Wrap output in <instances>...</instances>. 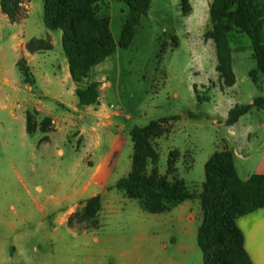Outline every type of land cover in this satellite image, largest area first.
Returning a JSON list of instances; mask_svg holds the SVG:
<instances>
[{
	"label": "rangeland",
	"instance_id": "obj_1",
	"mask_svg": "<svg viewBox=\"0 0 264 264\" xmlns=\"http://www.w3.org/2000/svg\"><path fill=\"white\" fill-rule=\"evenodd\" d=\"M210 3L188 0L190 10L185 14L180 0H151L127 49L117 46L127 6L119 0L98 3L96 14L108 16L117 47L81 86L97 82L100 104L71 112L66 132L50 142L38 130L26 133L25 113L34 111V100L58 113L67 111L51 96L43 97L39 83L28 89L16 63L23 58L21 44L33 38L50 39L53 45L31 60L34 70L66 63L61 32L44 27L43 0H22L17 23L0 21V264H203L196 241L201 220L198 199L182 212L193 216L188 221L178 218L174 208L149 214L114 185L131 168L130 131L165 120L164 134L152 142L159 156L157 171L166 174L169 153L177 152L175 169L168 177L183 180L198 194L208 157L233 149L223 142L233 139L226 109L264 98V75L257 72V83L249 75L256 69L250 40L235 33L229 37L235 85L221 92L227 88L220 86L214 45L208 37ZM81 114L84 118L79 120ZM43 118L37 115L35 120L40 123ZM77 125L96 143L92 165L75 148L83 143L76 137ZM238 126L250 128L254 145L264 141V109H252ZM101 159L100 171L90 180ZM257 161L255 154L246 160L236 158L238 177L243 180L252 174ZM151 169L149 165L147 172ZM106 186L110 188L102 197L98 228L71 218L85 199Z\"/></svg>",
	"mask_w": 264,
	"mask_h": 264
},
{
	"label": "trees",
	"instance_id": "obj_2",
	"mask_svg": "<svg viewBox=\"0 0 264 264\" xmlns=\"http://www.w3.org/2000/svg\"><path fill=\"white\" fill-rule=\"evenodd\" d=\"M103 0H43V25L47 30L61 32V47L65 55L70 78L76 89L78 108L98 105V83L81 86L92 69L113 55L116 47L127 49L136 34L141 17L149 11L151 0H119L128 8L121 38L116 46L109 28L107 15L98 16L95 6ZM22 0H0V11L10 23H17ZM183 13L189 12L188 0H180ZM211 30L208 37L215 50V71L221 88L235 84L229 37L232 33L248 37L256 69L249 72L257 83V72L264 75V0H211L209 6ZM28 53H41L52 49L47 39L33 38L25 44ZM25 85L34 80L25 60L16 63ZM264 98L246 105H235L227 112V125L252 109H262ZM38 113H25V131L33 134L49 132L51 120L44 117L37 123ZM165 120H154L144 127H134L129 135L132 143L129 173L115 182L114 188L127 198L138 200L149 214L169 212L185 201L199 200L201 220L197 228V245L203 264H252L244 248V238L236 219L264 209V174L253 173L241 180L234 167L230 151H215L204 164V180L198 194L191 192L183 180L168 174L175 169L177 152H170L167 173L160 175L156 164L159 156L152 142L165 132ZM152 169L147 172V167ZM101 211L100 195L85 199L72 219L88 222L98 228Z\"/></svg>",
	"mask_w": 264,
	"mask_h": 264
},
{
	"label": "crops",
	"instance_id": "obj_3",
	"mask_svg": "<svg viewBox=\"0 0 264 264\" xmlns=\"http://www.w3.org/2000/svg\"><path fill=\"white\" fill-rule=\"evenodd\" d=\"M0 21L2 23H10L8 18L4 14H2V12L0 13ZM12 36L13 38H15V35ZM26 43L27 42H23L20 47H21L22 57L25 59L26 65L29 68L30 73L32 74L34 84L32 86L30 85H25V86L28 89L32 90L36 88L37 83H39L42 87L41 92L43 93V95H45L43 97H46V95L51 96V98L56 101L58 106H61L63 109L67 111L66 113L63 114L58 113L57 111L55 110L53 111L51 108L45 106L40 100L33 101L32 108L38 113V115H42L43 117H47L51 120L52 130L46 133L47 141L50 142L55 137H59V135H62L66 132V129L68 128V125L72 118L71 112L73 113L79 111V108L77 106V99L74 95L76 84H74L70 78L67 62L66 63L61 62L56 66H53L51 70H43V71L34 70V67L30 62L31 60H34V57L37 53L31 54L26 52V50L24 49ZM52 49H53V45H52ZM230 88L224 89L221 92L226 93V91L229 90ZM97 90L99 92V86L97 87ZM99 104L100 102L98 97V105ZM91 107L93 106L83 107V108L90 109ZM229 109H231V107H228L226 109L225 117H227V112L229 111ZM262 109H264V107ZM94 113L98 114V116L101 115L99 109H95ZM83 118L84 116L82 114L78 116L79 120ZM241 118L242 117L238 118V120L233 125L228 126L230 128V133L233 136V139L231 141L223 140V142H228L232 144L233 149L232 150L222 149L221 151L223 150L230 151L233 154L234 160L236 158L246 160L250 156H253L255 154L258 157V161H257L258 165L256 166L255 171L253 173L264 174V141H261L258 144L254 145V143L250 141V136H251L250 128L238 126ZM103 124H107V121H103ZM77 126L79 132L76 137L77 138L81 137L83 143L81 146H76L75 148L77 150L81 149L84 155L83 160L85 161V158H88V160H86L87 161L86 163L88 165H92L91 153L92 151H94L96 143L94 144V142H92V139L89 137L88 133L83 127H80L79 125ZM262 127L263 126L260 125V128ZM102 163L103 160L101 159L96 164L95 170L90 176V180H92L98 174V172L102 167ZM250 175L245 177L243 180H247ZM109 188L110 187L107 186L102 187L100 191H96V193L92 195V196L100 195L101 209H103L104 207L102 197L108 194ZM189 206H190V201H185L174 208L177 211L178 218L184 216L188 221H192L193 216L182 214V212L185 209L189 208ZM71 211L72 208H70L67 211V213L61 216L60 218L61 223L65 221L64 216L67 214L69 215ZM236 224L243 234L244 248L248 256L250 257L252 264H264V209H258L251 214L238 217L236 219Z\"/></svg>",
	"mask_w": 264,
	"mask_h": 264
}]
</instances>
